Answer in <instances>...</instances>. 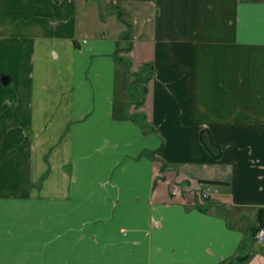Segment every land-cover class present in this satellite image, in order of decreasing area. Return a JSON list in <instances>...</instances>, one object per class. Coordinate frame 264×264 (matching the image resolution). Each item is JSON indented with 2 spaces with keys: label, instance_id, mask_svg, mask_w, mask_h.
I'll use <instances>...</instances> for the list:
<instances>
[{
  "label": "crops",
  "instance_id": "1",
  "mask_svg": "<svg viewBox=\"0 0 264 264\" xmlns=\"http://www.w3.org/2000/svg\"><path fill=\"white\" fill-rule=\"evenodd\" d=\"M1 77L0 264H264V0H0Z\"/></svg>",
  "mask_w": 264,
  "mask_h": 264
},
{
  "label": "rangeland",
  "instance_id": "2",
  "mask_svg": "<svg viewBox=\"0 0 264 264\" xmlns=\"http://www.w3.org/2000/svg\"><path fill=\"white\" fill-rule=\"evenodd\" d=\"M123 41V40H122ZM130 42H129V40H124V42H120V43H118V48H119V50H118V55L120 56V57H123V59L125 60V63H126V60L127 61H129V59H127V48H129L130 47ZM131 62V61H130ZM141 66V65H140ZM131 68H134L133 67V63H131V65H130V69ZM140 68H135L134 69V71L136 72V70H139ZM132 74V73H131ZM132 77H131V81H132V83L133 84H131V86H130V88L128 89V91L125 93V94H127L126 96H127V98H128V100H129V102L131 103V106H130V113L131 114H133L134 113V111L135 110H139L138 112H136L138 115H139V113L140 114H142L143 116H144V119L141 117V118H139V116H137V117H135L136 118V120H137V122L138 121H140L141 119L143 120V123H144V127H145V129H146V127H147V124H146V122H145V116H147V113L146 112H144V111H142L143 110V108H141L142 107V105H143V103H144V100L146 99V97H147V89H148V87H147V84H148V79H149V76H150V69H149V67H147V69L145 68L144 70H139V72L137 71V73H133L132 75H131ZM136 87V89L134 90V88ZM140 92L142 93V94H140ZM142 96H143V98H142ZM119 97V96H118ZM141 102V104L142 105H138L139 103ZM142 109V110H141ZM134 110V111H133ZM133 112V113H132ZM130 114V115H131ZM134 115H136V114H134ZM205 190L203 191H201V193H199L200 194V199L202 200V202H201V205L203 206V207H207L208 205H212V206H215V209H216V211L217 212H220V208L221 207H225L226 205H227V201H226V197L224 196V197H221V196H219V195H217V194H219L218 193V190H217V188H215L216 189V191L214 192L210 187H208V186H206V187H203ZM212 198H214V200H212ZM216 200V202L215 203H217V204H213L212 203V201H215ZM217 205V206H216ZM211 207V206H210ZM210 207H209V209H210ZM224 213V212H223ZM228 213H229V211H227V212H225L224 214L226 215V216H228ZM232 213V212H231Z\"/></svg>",
  "mask_w": 264,
  "mask_h": 264
},
{
  "label": "trees",
  "instance_id": "3",
  "mask_svg": "<svg viewBox=\"0 0 264 264\" xmlns=\"http://www.w3.org/2000/svg\"><path fill=\"white\" fill-rule=\"evenodd\" d=\"M128 37H129V34H125L124 35V40H126V39L128 40ZM129 48H127V50ZM120 60L122 61V59H120ZM135 89H136V87L134 88V90ZM140 94H142V93L140 92ZM142 98H143V96H142ZM138 105H142L141 102ZM135 114L136 115H133V114L130 115L128 112L124 111L121 118H123L124 120H131V121H134V122H137V120L135 118L137 116H139V118L142 117L144 119V116L142 114H140V113H139V115L137 113H135ZM137 123L140 125V127H142V128L144 127V123H143V120L142 119L140 121H138ZM206 184L213 185V186H219L220 185L219 183H206ZM213 204H215V203H213ZM210 206L212 207V205H208L207 207H203V206L200 207V206H198V208L200 210L206 212L209 209ZM260 213H261V211H259V215H258V217H259V224L258 225H260L263 222V220H264V215L263 214L261 215ZM257 227L254 228V229H252V235H251L252 239H254V235H255V232L257 230ZM249 258H250V255L249 254L243 255V256H237V257L229 260L228 262H226L224 264H245L249 260Z\"/></svg>",
  "mask_w": 264,
  "mask_h": 264
},
{
  "label": "built area",
  "instance_id": "4",
  "mask_svg": "<svg viewBox=\"0 0 264 264\" xmlns=\"http://www.w3.org/2000/svg\"><path fill=\"white\" fill-rule=\"evenodd\" d=\"M254 241L258 244V245H262L264 246V220L263 222L258 225L257 230L255 232L254 235Z\"/></svg>",
  "mask_w": 264,
  "mask_h": 264
},
{
  "label": "water",
  "instance_id": "5",
  "mask_svg": "<svg viewBox=\"0 0 264 264\" xmlns=\"http://www.w3.org/2000/svg\"><path fill=\"white\" fill-rule=\"evenodd\" d=\"M0 81H1L2 84H7L8 79L6 77H1Z\"/></svg>",
  "mask_w": 264,
  "mask_h": 264
}]
</instances>
